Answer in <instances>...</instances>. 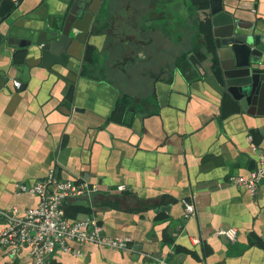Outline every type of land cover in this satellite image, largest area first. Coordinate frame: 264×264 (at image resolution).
<instances>
[{
  "label": "crops",
  "instance_id": "obj_1",
  "mask_svg": "<svg viewBox=\"0 0 264 264\" xmlns=\"http://www.w3.org/2000/svg\"><path fill=\"white\" fill-rule=\"evenodd\" d=\"M66 1L0 0V210L36 206L39 196L16 184L42 180L56 165L61 178L99 187L67 201V216H95L107 235L131 236L136 250L74 243L81 254L59 252L53 264H264V179L257 195L229 183L264 153V114L244 110L214 78L215 37L208 45L194 0H84L73 52L47 64L40 46H23L18 35L45 5L59 17ZM240 4L264 30V0ZM197 13L212 31L208 7ZM183 199L195 204L189 219ZM220 227H236L237 240L218 235ZM0 264L32 258L28 248L0 245Z\"/></svg>",
  "mask_w": 264,
  "mask_h": 264
},
{
  "label": "built area",
  "instance_id": "obj_2",
  "mask_svg": "<svg viewBox=\"0 0 264 264\" xmlns=\"http://www.w3.org/2000/svg\"><path fill=\"white\" fill-rule=\"evenodd\" d=\"M16 86L21 82L16 81ZM253 140V135H249ZM253 149L258 146L253 144ZM264 179V153H261L256 167L249 175H234L229 183L246 187L252 195H257ZM20 192L39 196L36 206L21 210L15 206L9 210H0L4 218V227L0 230V245L8 247L12 253L28 248L32 264H53V255L59 252L81 254L73 247L74 243H90L97 247H109L117 250L135 252V243L131 236H111L104 232L97 217L71 219L67 216L66 202L76 198H92L99 191L97 184L85 179H64L58 175L57 166L53 165L46 178L31 184L17 183ZM126 185L117 186L124 191ZM185 218H191L195 212V204L183 199ZM217 234L235 242L238 237L236 227H220ZM200 242L199 239L196 240Z\"/></svg>",
  "mask_w": 264,
  "mask_h": 264
},
{
  "label": "water",
  "instance_id": "obj_3",
  "mask_svg": "<svg viewBox=\"0 0 264 264\" xmlns=\"http://www.w3.org/2000/svg\"><path fill=\"white\" fill-rule=\"evenodd\" d=\"M238 1L234 4L232 0H207L216 53L221 63V75L215 73L214 78L234 96L240 107L249 113L263 115L264 30L254 17L245 16L244 6ZM66 3L59 17L47 16L49 4L45 5L43 16L42 10L31 15L29 26L22 31V36L18 35L23 46H40L44 63L68 59L74 48L71 32L76 19L89 9L84 0H67ZM186 57L199 74L208 73L201 61ZM173 79L174 72L167 71L164 80L172 83Z\"/></svg>",
  "mask_w": 264,
  "mask_h": 264
},
{
  "label": "trees",
  "instance_id": "obj_4",
  "mask_svg": "<svg viewBox=\"0 0 264 264\" xmlns=\"http://www.w3.org/2000/svg\"><path fill=\"white\" fill-rule=\"evenodd\" d=\"M194 4L196 6V13L195 14L197 15V19H198V24L200 26V30H201V32L205 33L207 44L208 45H209V43L214 44V39L212 37V31H211V27H210L209 22H208V24L204 23L202 20L199 19V14L197 13L198 10L206 9L208 7L207 0H194ZM205 26L208 29H206L205 31H202V28H204ZM205 54H206V52H205ZM203 56H205V55H203ZM88 59L92 60L91 54H89V53H88ZM214 62H215L214 63V67H215L216 66V60ZM65 209H66V207H65Z\"/></svg>",
  "mask_w": 264,
  "mask_h": 264
}]
</instances>
